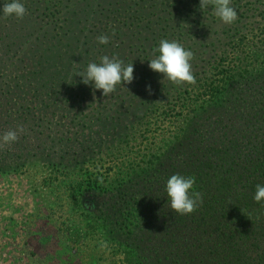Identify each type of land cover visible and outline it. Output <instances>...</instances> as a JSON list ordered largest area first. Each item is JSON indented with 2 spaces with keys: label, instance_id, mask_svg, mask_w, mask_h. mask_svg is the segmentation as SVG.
Segmentation results:
<instances>
[{
  "label": "rangeland",
  "instance_id": "374dc122",
  "mask_svg": "<svg viewBox=\"0 0 264 264\" xmlns=\"http://www.w3.org/2000/svg\"><path fill=\"white\" fill-rule=\"evenodd\" d=\"M20 2L0 13V135L27 129L0 150V264H256L253 245L255 263L229 256L225 183L264 159V0H230L232 24L200 0ZM165 39L194 53V85L150 69ZM105 55L134 65L108 97L77 76ZM175 174L202 194L190 215L168 207Z\"/></svg>",
  "mask_w": 264,
  "mask_h": 264
},
{
  "label": "clouds",
  "instance_id": "9594fccd",
  "mask_svg": "<svg viewBox=\"0 0 264 264\" xmlns=\"http://www.w3.org/2000/svg\"><path fill=\"white\" fill-rule=\"evenodd\" d=\"M209 5L214 7V15L225 24H232L238 18L236 9L230 6V0H200L201 9ZM0 13L5 17L15 16L17 19H23L27 14V9L20 0H10L4 3ZM97 40L100 44H108L109 36L101 35ZM193 59L192 51L185 49L178 41L165 39L160 41L159 55L149 61V67L174 84L194 85L196 76L191 63ZM77 76L82 77L85 85L94 83V88L102 90L103 95L108 97L116 90L117 85L133 83L134 65L133 63L125 64L117 56L110 58L105 55L101 57L99 64L89 63L86 72H79ZM146 90L150 95L152 94L151 85H148ZM25 134H27V129L24 125H18L15 129L6 131L0 135V150L18 142ZM195 183L194 177H185L180 174L172 175L168 179L166 193L170 200L168 207L172 211L180 215H190L201 206L202 194L192 191ZM254 200L257 203L264 201V185L256 186Z\"/></svg>",
  "mask_w": 264,
  "mask_h": 264
},
{
  "label": "trees",
  "instance_id": "16d2710c",
  "mask_svg": "<svg viewBox=\"0 0 264 264\" xmlns=\"http://www.w3.org/2000/svg\"><path fill=\"white\" fill-rule=\"evenodd\" d=\"M44 44L45 43H41L40 45L43 46ZM57 47L58 45L50 47L51 49H49L48 51L52 54L54 48ZM6 113V119L8 122L14 119L13 115H9L8 111ZM249 160H251V162L249 163L250 167L249 169H245L244 175H242L243 178L239 175L237 176V178H227L225 183L227 190L225 193L228 194L227 200H230L231 195H235V200L238 199L237 203L231 202L232 204H234V206L229 210V212L235 210L237 212V218L243 220L244 222L243 226L238 228V230L240 231L238 233V236L241 245L233 242L231 248H229L230 250L228 251V253L229 256L240 254L243 257L248 258L254 262V259L251 256V252H253V250L246 247L253 245L252 248L256 249V251L258 252V259H256V264H264V201L257 203L254 200L256 186L258 184L264 185V159ZM253 173L254 175H252ZM238 183L239 187L242 186V188H244V192H242L243 194H240V192L234 193V191L237 190ZM253 242H260L261 244H259V246L257 247L253 244ZM246 243H249L250 245H246ZM126 264H143V262L139 261V257L137 256L135 250L132 249L128 250V253L126 255ZM231 264H234V262H232Z\"/></svg>",
  "mask_w": 264,
  "mask_h": 264
}]
</instances>
